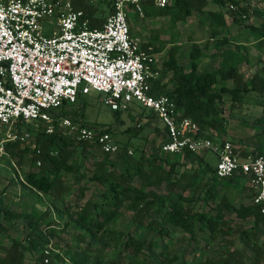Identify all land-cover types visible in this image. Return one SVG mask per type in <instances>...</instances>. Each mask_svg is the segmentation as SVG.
<instances>
[{
    "label": "trees",
    "instance_id": "obj_1",
    "mask_svg": "<svg viewBox=\"0 0 264 264\" xmlns=\"http://www.w3.org/2000/svg\"><path fill=\"white\" fill-rule=\"evenodd\" d=\"M72 1L76 9H82L89 17L91 27H100L107 17L105 13L111 12L109 0H99L95 4H89L85 0ZM211 4L215 5L214 9L206 8ZM141 5L144 16H168L171 24H175L194 15L204 27L207 39L203 44H191L187 69L178 63L177 48L172 46L168 49L166 58L161 63L160 76L152 82L151 94L168 96L175 103L176 110L183 116L189 117L198 126V136L222 142L223 139L219 138L220 134L216 136L212 130L224 132L223 95L230 96V104L233 107L235 103L241 102L244 93L250 90L264 94V62L260 70L250 72L247 77L238 67L241 62L246 64L249 62L248 47L243 42H239L238 38L248 42L257 41L258 44L264 45V21L258 24L246 21L245 18L248 17L246 15H250L255 10L246 0H169L164 7H157L150 1H142ZM229 19L231 24L246 27L252 37L230 35L232 31L228 25ZM141 44L143 47H148L153 43L149 40L147 43L141 41ZM211 44L213 46L208 50ZM152 51L155 52L157 49L152 48ZM205 52L210 56L221 58L218 66L212 70L202 67V57ZM259 62L261 61L257 60V63ZM168 73H170L169 80L165 82ZM225 80H231L233 86H218L220 81ZM65 107L66 104L63 103L59 112L69 114L73 118L80 114V108L71 113ZM119 112L123 111H113V114L117 116ZM32 124L34 123H25L24 126L28 129ZM230 140L234 141L232 138ZM239 141L241 142L242 139ZM24 142L13 140L4 143V151L15 158L19 165L29 151L28 145H24ZM92 146L93 143L76 141L58 126L52 133H45L40 128L35 137L31 157L33 163L40 160V168L38 171L25 172L24 178H21L22 184L35 191L39 201L41 200L39 193L49 196L50 205L58 213H64L68 209V204L61 209L60 203L66 191L62 184V173L79 170L76 161L71 160L77 147L84 150ZM127 146V144L121 146V152L114 156L119 164L118 171L113 169V163L109 166L104 161L94 163V169L88 178L101 187L98 199H88L76 211L68 213L69 222L80 229L81 239L84 241L89 239L82 249L68 248L65 254L68 255L71 264H124L118 258H106L104 252L112 249L138 256L144 251V247L158 248V243L152 239L147 241L146 237H138L128 230L111 226V222L121 215V208L124 205L127 211L132 212V218L139 222L144 218L151 219L153 212L161 214V219H157L160 226L155 234L161 238L169 234V227L188 234L189 240H194L197 232L207 234V239L214 238L216 234L227 233L228 226L225 219L227 214L233 213L240 219L252 217L251 228L243 230L241 236L252 249L256 252L261 251V247H264V213H261L259 207L251 202L235 205L230 203L225 195H219L218 178L214 169L211 170L209 180L206 179L201 184L197 180L200 178L197 172L189 174L180 171L179 167L183 162L176 160L175 154L161 153L158 144L153 154H146L143 150L137 149L132 155L128 153ZM37 149L39 153L36 152ZM256 152L257 150L253 151ZM183 155L186 159L195 154L185 152ZM218 198V202L215 203ZM200 201L208 205L210 210L201 209ZM51 206L40 212L37 209L29 213L10 209L0 211V217L7 220L27 219L29 227L25 235L26 243L13 240L5 253L0 256V264H24V248L35 255L37 250L50 245L49 232H53L52 224L48 222L42 225V222L50 214ZM154 221L152 217L148 223L150 228ZM259 231L263 236L260 243ZM90 240L98 241L100 244L92 247ZM159 254L162 256L159 258V264H173L178 260L177 254L169 255L168 251H160ZM55 258L58 260L61 256L57 254ZM34 260L35 264H43L41 251ZM258 262L257 252L254 263L258 264ZM183 264L247 263L244 262L243 255L234 249L227 250L225 256L218 259L193 258L191 262L185 261Z\"/></svg>",
    "mask_w": 264,
    "mask_h": 264
},
{
    "label": "built area",
    "instance_id": "obj_2",
    "mask_svg": "<svg viewBox=\"0 0 264 264\" xmlns=\"http://www.w3.org/2000/svg\"><path fill=\"white\" fill-rule=\"evenodd\" d=\"M109 1L111 12L103 24L91 27L89 17L72 0H0V129L4 130L0 156L6 141L28 139L25 123H34L45 133L58 126L76 141L117 155L122 148L110 130L59 112L63 103H75L78 95L95 90L103 93V103L113 111H128L132 103L149 110L152 116H145L144 122L163 125L161 153L212 152L216 177L243 178L250 202L264 213V155L241 154L230 141L198 136V126L177 111L168 96L151 94L152 82L160 76L156 54L132 35L127 11L131 6L143 16L142 1L164 7L169 0ZM44 20L54 24L48 33L43 31ZM41 255L43 264H71L51 244Z\"/></svg>",
    "mask_w": 264,
    "mask_h": 264
},
{
    "label": "rangeland",
    "instance_id": "obj_3",
    "mask_svg": "<svg viewBox=\"0 0 264 264\" xmlns=\"http://www.w3.org/2000/svg\"><path fill=\"white\" fill-rule=\"evenodd\" d=\"M250 3L251 8L255 10L250 13L246 19L247 22H253L255 24L264 21V0H246ZM215 5H209L206 8L213 9ZM128 24L130 31L133 35L139 37V40L147 43L152 41L151 47L157 49L155 51L157 64L161 70V63L166 58L167 51L170 47L174 46L178 50V62L187 65L185 69L189 67V51L192 43L203 44L207 35L204 27L198 22L196 16H190L184 21H178L175 24H171L168 16H139L137 12L133 10L131 6L128 9ZM108 15V11L105 13ZM228 25L232 33L230 35L242 37V35H248L246 27H239L231 24V20H228ZM43 31L48 33L54 27L53 23H49L48 20L42 22ZM228 34V32H227ZM238 38V37H237ZM236 39V38H235ZM239 42H243L248 47L249 62H241L238 67L244 74H249L247 66L256 63L260 60L261 64L258 70L261 69V65L264 62L262 58V52H264V45L255 42H248L243 38H238ZM213 44L209 46L208 50L212 48ZM261 51V54H260ZM253 55L252 59L250 57ZM221 58L218 56H210L205 52L202 57V62L208 68H215L218 66ZM253 62V63H252ZM246 65V67H245ZM168 73L165 77V82L169 80ZM232 85V82L229 81ZM170 86L172 85L169 82ZM226 104H224L225 111L223 114L224 125L232 131L231 122L236 116V140L231 142L230 138L223 139L219 135L220 139L230 141L234 146L238 147V151L241 154L246 152H253L257 150L264 155V94H260L255 90H250L244 93L241 102H237L233 105L230 104V96L225 94ZM103 93L95 90H91L87 94H80L75 103L66 105V109L71 113L75 112L77 108H80V114L75 118H80L81 122L87 126L108 129L118 142L120 146L127 144L128 149L132 151V155L136 150H143L146 154H153L156 151L157 144L161 140L160 134L156 131L158 128L161 130L163 125L159 121L144 122L145 116L143 114H150L149 110L143 109L136 103L130 104L128 112H119L116 116L113 111L109 109L102 101ZM226 106V107H225ZM227 121V123H226ZM140 123V124H139ZM138 124L140 126H138ZM26 131L30 133L28 139L23 143L28 145L29 151L24 155L21 165L17 164L16 159L12 158L8 153H4L0 156V211L10 209L13 211L29 213L33 209H37L39 212L43 211L50 205V197L44 193L38 194L30 188L24 186L21 182V178H24L25 172L28 170L38 171L40 166L36 165V161H31L32 150L35 146V137L40 127L32 124L28 129L23 126ZM4 136V130L0 129V139ZM239 139H242L240 142ZM138 152V151H137ZM137 155V154H136ZM179 154H175L178 156ZM72 161H76L79 170L71 173H62L63 182L66 191L62 196V202L60 207L68 204V209L64 213H58L56 209L51 206L50 214L45 218L44 224L51 223L53 232H49V243L53 247L58 249L60 253L68 260L67 251L68 248L73 250L82 249L85 246V241L81 239L80 229L74 227L70 222L68 213L76 211L79 206H82L88 199H98V193L101 187L98 183L90 181L89 176L94 169V163L97 161H104L108 166L113 163V169L119 170V164L113 155H106L102 153L99 148L92 146L82 150L81 147H77L75 153L71 157ZM205 161L200 164L201 168L197 171L199 176H211L207 171V163L213 165L216 162V156L209 152L205 158ZM75 163V164H76ZM187 168L179 167V170L185 172ZM188 171V170H186ZM208 172V171H207ZM190 174L191 172L188 171ZM205 177V179L209 180ZM201 184L203 179L200 177L197 179ZM212 181V180H211ZM245 183V180L242 179ZM237 187L241 188L242 184L237 178L234 182ZM246 184V183H245ZM63 191V190H62ZM227 194V193H226ZM230 194V193H229ZM232 199L231 195H228ZM227 197V196H226ZM249 197H245V201ZM219 200V198L217 199ZM200 208L205 211H209L210 208L204 203H200ZM121 215L111 222V226L119 229L128 230L138 237H146V240H154L158 243V248L144 247V251L138 256H132L127 253H121L116 250L107 249L104 252L106 258H118L124 264H159L160 251H168L169 255L177 254L178 260L173 264H183L191 262L193 258L204 259L205 257H211L212 259H218L225 256L227 250H237L243 255L244 262L247 264H253L255 261V255L258 252L259 262L258 264H264V247H261V251L252 249L249 244H246L241 236V232L245 229L249 230L253 224V218L240 219L235 214H227L225 219L228 226L226 234H216L214 238L207 239L208 235L197 232L194 240L188 239V234L169 227V234L163 238L158 237L156 231L160 224L157 223V219H161V214L155 212L152 213V217L155 219L152 228L148 226L149 221L152 219L144 218L141 222L132 218V212L125 209V205L121 208ZM211 211L213 209L211 208ZM225 225V226H226ZM28 220L20 218L18 220H7L0 217V256H2L7 248L11 245L13 240H20L22 243H26L25 235L28 232ZM45 229V228H44ZM49 230V229H48ZM262 232L259 231V243L262 240ZM92 247H97L100 243L98 241L90 240ZM40 249L35 253L36 257L39 256ZM66 253V254H65ZM90 253V252H89ZM92 253V252H91ZM94 254V253H92ZM91 254V255H92ZM24 262L26 264H35V255L32 251L23 249ZM35 257V258H34ZM94 256L92 257V259ZM68 262H70L68 260ZM256 263V262H255ZM254 263V264H255Z\"/></svg>",
    "mask_w": 264,
    "mask_h": 264
},
{
    "label": "crops",
    "instance_id": "obj_4",
    "mask_svg": "<svg viewBox=\"0 0 264 264\" xmlns=\"http://www.w3.org/2000/svg\"><path fill=\"white\" fill-rule=\"evenodd\" d=\"M214 9V8H213ZM133 35V34H132ZM133 36H136V35H133ZM136 37H138V36H136ZM139 38V37H138ZM247 54H248V56H249V53H248V51H247ZM260 54H261V51H260ZM262 55H264V52H262ZM250 57H251V59H252V57H253V55H251V53H250ZM262 58H264V56H262ZM177 60H178V54H177ZM258 60V59H257ZM264 60V59H263ZM256 63H253V64H251V62L249 63L250 65L249 66H247V67H249L248 68V71H249V73L250 72H254V71H256V70H258V68H259V66H260V64H261V62H259V63H257V61H255ZM179 64H181L180 62H178ZM202 64V67H206L208 70H212L213 68H208L205 64L206 63H201ZM183 67H186L187 65H184V64H181ZM245 67H246V65H245ZM187 69V68H186ZM241 71V70H240ZM242 72V71H241ZM244 74V73H243ZM247 75L248 74H244V76L245 77H247ZM229 81H231V80H225V81H220L219 83H218V86H221V85H224V86H226V87H232L233 86V83H232V85L229 83ZM232 82V81H231ZM224 96V99L226 98L225 97V94L223 95ZM225 104H226V99H225ZM226 107V106H225ZM227 111V110H226ZM226 111H224V112H226ZM144 116H148V117H151L152 115H151V113L150 114H143ZM234 118H236V116H234V115H232ZM264 116V115H263ZM232 119V122L230 123L231 124V126H232V131L230 130V129H228V127L225 125V127H224V132L223 133H219V132H217L216 130H212V132L217 136V135H221V137L223 138V139H225V138H227V139H229V138H232V139H234V140H236V120L235 119ZM226 123H227V121H226ZM157 130V132L160 134V136H161V138H162V136H163V132H164V130H163V128L161 129V130H159L158 128H156ZM210 151H205V152H199V153H197V154H195V155H193V157H190V158H186V159H184V155L183 154H179L178 156H175V158H176V160H178V161H180V162H183V165H181L180 167L182 168V167H184V168H187L186 170H188V171H190L191 173L192 172H197L200 168H201V166H200V164L201 163H203V162H207V161H205L204 160V158H205V156L209 153ZM257 152H259V151H257ZM259 153H261V152H259ZM213 154V153H212ZM215 156V155H214ZM207 165H208V167H207V171H206V173H208V175H209V173H210V175H211V170L212 169H214V166H215V162H214V164L213 165H209L208 163H207ZM185 170V172L186 173H188V171H186ZM202 179H203V182H205L206 181V179H205V177L206 178H208V176H205V174L203 175V176H200ZM239 179V182L242 184V186H241V188H239V187H237L236 186V184H234V182H235V180L236 179ZM242 179L243 178H240V177H236V176H234V177H232V179H219L218 178V181H217V184H218V190H219V195H225V196H227V198H228V201L230 202V203H232V204H235V205H238V204H240V203H243V204H247V203H249L250 202V195H249V188L247 187V185L245 184V183H243L242 182ZM244 180V179H243ZM202 193V192H201ZM227 193V194H226ZM230 193V194H229ZM203 194V193H202ZM201 194V195H202ZM228 195H231L232 196V199H230L229 198V196ZM245 197H249V199L248 200H246L245 201ZM218 202V200L216 199V201H215V203H217ZM200 203H204L203 201H200ZM214 203V204H215ZM205 204V203H204ZM208 206V205H207ZM35 258V257H34ZM35 263V262H34ZM24 264H26L25 262H24Z\"/></svg>",
    "mask_w": 264,
    "mask_h": 264
}]
</instances>
